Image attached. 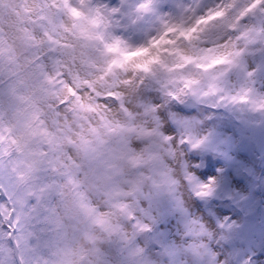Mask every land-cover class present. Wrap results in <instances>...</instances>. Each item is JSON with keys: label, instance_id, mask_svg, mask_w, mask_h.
I'll return each mask as SVG.
<instances>
[{"label": "snow or ice", "instance_id": "6c2138e0", "mask_svg": "<svg viewBox=\"0 0 264 264\" xmlns=\"http://www.w3.org/2000/svg\"><path fill=\"white\" fill-rule=\"evenodd\" d=\"M0 264H264V0H0Z\"/></svg>", "mask_w": 264, "mask_h": 264}]
</instances>
